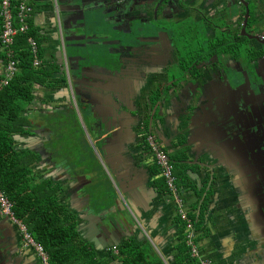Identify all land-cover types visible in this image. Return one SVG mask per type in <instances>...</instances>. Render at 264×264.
<instances>
[{"label": "flooded vegetation", "instance_id": "1", "mask_svg": "<svg viewBox=\"0 0 264 264\" xmlns=\"http://www.w3.org/2000/svg\"><path fill=\"white\" fill-rule=\"evenodd\" d=\"M123 5L126 33L111 37V44L104 46L101 58L92 66L84 65L74 50L70 64L65 34L71 36L59 19L67 67V76L61 79L66 84L70 77L72 89L60 106L37 110V116L48 121L46 125L32 120L24 126L25 154L37 156L33 170L40 173L42 181L55 186L66 189L67 182L70 197L86 192L93 183L90 170L98 165L96 158L105 161L102 149L105 140L111 139L109 130L134 137L155 167L156 154L147 143L154 140L167 150L158 130L159 114L167 112L173 125L179 123V116L198 108L192 115L190 144L198 135L213 136L222 147V157L240 161L229 163L226 169L232 172L241 204L251 208V228L263 238L264 0H123ZM80 68L85 70L80 72ZM0 71L3 73V68ZM33 111L29 108V114L34 115ZM79 113L93 131L86 127L81 133ZM55 115L63 116V127L76 129L85 158H93L80 173L57 158L71 131L66 136L56 132L63 127L55 126ZM205 142L201 140L202 148L209 147ZM94 193L97 196L95 189L92 200ZM70 209L73 211L72 204ZM22 247L27 257L19 249ZM0 264H41L33 249L25 246L18 226L3 216Z\"/></svg>", "mask_w": 264, "mask_h": 264}, {"label": "crops", "instance_id": "2", "mask_svg": "<svg viewBox=\"0 0 264 264\" xmlns=\"http://www.w3.org/2000/svg\"><path fill=\"white\" fill-rule=\"evenodd\" d=\"M27 1L34 8L33 15L29 21L31 29L34 28L38 31L37 37L42 56L41 58L45 60L47 65L52 66L55 74L52 78L51 87H35L34 101L25 104L23 115L26 117V114H29V108L33 109L35 114H29V117L34 121L32 123L46 125L48 121L41 120V118L37 116V110L44 109V106H46L45 108L47 110L50 108L49 106H60L64 101V97L69 98L70 96L68 83L65 84L59 74L60 68L58 64L62 58L65 59L64 43L57 21L56 14L58 8L56 0ZM66 41L68 47L66 52L70 54L73 50L72 42L71 39ZM69 61L70 64H73L72 54H70ZM54 65L58 67V70ZM5 67L6 61L4 59V53L0 48V69L3 68L2 72H4ZM167 114V112H164L159 120L167 116ZM169 115L171 114L169 113ZM78 120L84 122L80 113ZM54 123L55 126L62 125L63 127V116L60 117L55 115ZM168 125L169 128L165 130V132L161 129H157L161 131L160 134L165 138V140H163L164 147L166 149L168 148L172 155L175 154V150L177 149V139L175 135L177 124L173 122V125H170V123H168ZM14 140L18 147V151L25 152L27 147L24 142L25 136L23 133L19 134L18 137L15 135ZM206 142L210 144L209 141ZM216 145H218L217 142ZM112 149V154L106 157L115 163V168L117 166L120 167L122 171L119 170V174L124 176L129 171L138 172V177L140 178V182H142V189L139 191L140 197L137 198L138 203L135 206V210H140L143 212L144 216L140 219V223L137 222L141 225L139 230L131 223V232L140 240L148 239L152 241L161 254H163L167 264H171L173 261L176 262L179 253H176L174 247L178 242L180 232V225L176 222L178 218V208L176 207L177 204L175 205L174 201L172 202V197L163 195L156 187L155 182L159 177L152 174V169H155L153 159L141 148L134 137L125 132L121 139L113 143ZM187 151H189L190 156L187 161L191 165L188 164L190 167L186 172V175L189 176V179H186L188 185H182V187L187 186V189L183 188V191L186 193L185 209L189 213L198 212L202 214V218L205 220L203 231L197 233V237L202 236V240L198 243L201 252L212 260L213 264H264V237H258L256 233L253 235L254 229L251 228L252 225L248 222L251 208L246 209V204H241L237 186L235 182H233L232 172L228 173L229 169H226L225 173L224 170L222 174H214L211 173V171L205 169L199 170L195 167L198 166L196 165L197 158H202L201 155L205 153V148H202L201 145V138L198 141L194 140ZM207 151H210V147L207 148ZM35 154H39L38 151ZM204 157L208 160L209 156L204 155ZM89 159L91 161L93 160L92 157H79L74 159L76 162H81V165H83H74V167L72 165V171L80 173L83 169L88 168L84 162H87ZM96 161L98 163L96 167L99 168V166H101L100 164H102L109 180L111 174L109 168H106L97 158ZM180 161H182L181 164H184V158L180 159ZM63 163L66 165L68 164L66 161ZM231 164L234 165L233 160ZM94 174H96V172L91 169V178H94ZM122 180L124 189L128 192L131 183L127 182L125 178ZM138 182L139 179L132 183ZM65 187L66 191L63 197H65L66 203L68 205L70 204L69 207H71L72 204V209L79 219L78 230L80 226L83 225V229L91 236L92 241L85 238L86 233L79 231L81 236L94 246L98 257H109L110 252L114 250L111 249L114 238L111 235H107L105 228L102 227V219L105 218V216L101 215L92 221H88V218H90V216L92 217L91 214H93V212L95 214H101L105 210H116L115 206L119 205L117 203L118 194H120L119 185L112 181L110 186L107 187L106 190H111L110 192H114V195H112V201L105 204L102 209L98 208V204L105 198L107 193L100 192L97 196H95L94 193V200H92L91 197L92 192L83 191L76 196L70 197L67 182ZM94 189L95 186L88 190L93 191ZM80 190L83 189L81 188ZM83 193L87 195L85 198ZM206 230H208L206 232L207 234L204 235ZM141 232H146L149 238H142L140 236ZM127 234H129V231L126 232L124 230L123 235L126 236L123 242L132 238L127 237ZM123 242L119 244L121 245ZM19 249L24 253L25 257H27V250L23 247ZM114 252H116V250H114ZM118 252H116V254H118ZM112 261L114 262V260Z\"/></svg>", "mask_w": 264, "mask_h": 264}, {"label": "trees", "instance_id": "3", "mask_svg": "<svg viewBox=\"0 0 264 264\" xmlns=\"http://www.w3.org/2000/svg\"><path fill=\"white\" fill-rule=\"evenodd\" d=\"M37 34L38 31L34 28L28 33L38 41ZM15 49L21 72L0 92V189L14 204L16 218L43 245L50 256L51 264H167L152 241L140 240L135 236L118 246V254L112 250L109 257H98L94 246L78 230L79 219L63 197L66 189L60 184L55 186L50 181H42L40 173L32 168L37 156H26L25 152L18 151L14 136L24 132V106L34 99L36 86L51 87L55 71L45 60L40 68L33 67L27 36L17 39ZM55 68L58 70L57 66ZM147 147L150 148L149 143ZM171 157L176 164L178 184L182 190L187 189V186L182 185H188L186 179L189 176L186 172L190 166L179 162L186 156L176 153ZM154 168V175L159 177L155 182L156 187L163 195L174 198L157 163ZM188 217L195 224L196 234L203 231L205 220L202 214L189 213ZM176 222L180 225V232L174 248L179 254L176 262L171 264H201L193 256L188 243L189 222L183 220L181 215H178ZM201 237L196 238V243H200Z\"/></svg>", "mask_w": 264, "mask_h": 264}, {"label": "water", "instance_id": "4", "mask_svg": "<svg viewBox=\"0 0 264 264\" xmlns=\"http://www.w3.org/2000/svg\"><path fill=\"white\" fill-rule=\"evenodd\" d=\"M57 4V21L59 25V30L61 33V26L59 23V19L61 22V25H64V30L69 31L70 36L68 37V34H65V37L71 39L72 46L74 53L78 55L80 60L84 65L92 66L94 62H97L99 58L102 56V51L104 49V46L110 45L111 43L108 42V40L111 37L122 35L123 33H126L125 27L128 25V22L126 19H123V16L125 13L123 0H56ZM61 15L63 18H61ZM66 17V19L64 18ZM111 31L114 32V34H111ZM62 36V35H61ZM80 38H82V43ZM68 40V39H67ZM75 43V44H74ZM86 47V54L84 52V47ZM93 47V48H92ZM59 74L60 76L66 75L67 76V67L66 62L62 58L59 62ZM85 70V68H80L79 71L82 72ZM68 83V90L72 88V79L68 77L67 80ZM242 86V88H244ZM197 109L195 111H190L188 115L179 116V123L177 122L176 132H178L179 137L176 136V142H177V149L175 150L176 153H183L186 158L184 159V164H189L187 159H189V151H187L191 147V137L193 136V130H192V119L195 112H197ZM160 116H163V113L159 114ZM169 119L164 116L159 120L158 127L159 129L167 130L169 128ZM151 125L153 123L151 122ZM118 130H109L108 132L112 135L111 139L105 140L104 145L105 147L102 149L103 155L105 157V161L103 165L106 168H109L111 174V178L113 182H116V184L120 185V194H118L117 203L119 205H116V210H105L101 214L98 215H92V217L98 218L99 216H105V218L102 219V227L105 228V231L107 235H111L114 240L112 244V248H118L120 246L119 243L123 242V239L126 235H123V231L126 232L129 231V234H127V237L131 238L134 237L135 234L131 232L130 225L133 223L135 227H137V230L140 229L141 225L140 219L144 216L143 212L140 210H135V206L138 203L137 198H139V191L142 189V182H140V178L138 177L139 173L135 171H129L124 176H121L119 174L120 169L119 166L116 168L114 167L115 163H113L107 155L112 154V147L113 143L121 139L123 136V132H117ZM18 137V135H17ZM206 140L209 141V143L205 142V145H209L210 151H207V146H205V153H203L201 156L202 158H197V163L195 166L199 170H207L211 171V173L214 174H222L226 172V168H230L229 163L233 160L232 158L222 157V147L219 145H216V141H214V137L211 136V138H204L200 137L199 135L197 138L194 137V140ZM204 138V139H202ZM167 150L170 152V150L167 148ZM174 153V152H173ZM218 156H215L216 154ZM221 153V154H220ZM204 155L209 156L208 160ZM107 158V159H106ZM224 159V160H223ZM236 163H239V160H234ZM180 164L182 161H179ZM191 165V164H189ZM233 169V168H232ZM230 173V172H228ZM250 176V175H249ZM248 176V177H249ZM123 178L126 179L127 182L130 184V190L126 192L124 189ZM139 179L138 183H132ZM216 179V178H215ZM218 179V178H217ZM220 179V177H219ZM250 181V180H249ZM108 196V195H106ZM109 199L102 200L98 204V208L102 209L105 204L112 201V195H109ZM120 206V207H119ZM144 210H147L143 207H141ZM92 210V209H91ZM94 211V210H93ZM94 213V212H93ZM9 219V218H8ZM88 221H92L90 218H88ZM101 220V219H100ZM138 220V221H137ZM138 222V223H137ZM123 227V229H122ZM79 231L86 233V231L83 229V225L80 226ZM123 235V236H122ZM255 235V233L253 234ZM140 236L142 238H149V235L145 232H141ZM85 238L92 241V238L90 235L86 233ZM116 238V239H115Z\"/></svg>", "mask_w": 264, "mask_h": 264}, {"label": "built area", "instance_id": "5", "mask_svg": "<svg viewBox=\"0 0 264 264\" xmlns=\"http://www.w3.org/2000/svg\"><path fill=\"white\" fill-rule=\"evenodd\" d=\"M34 8L27 0H1L0 1V48L4 53L6 67L3 72V77L0 81V92L8 87L13 79L21 72L20 60L17 58L15 49L17 39L20 36H27L28 49L32 57V64L35 69L43 65V59L39 49V42L28 33L31 30L30 19L33 15ZM151 149L156 154L157 165L161 171V175L166 179L170 191L179 206V215L182 219L189 222L188 243L192 248V254L198 258L201 264H213V261L206 257L196 243L197 234L194 232L195 224L189 220V212L185 209V192L178 184L176 175V164L171 157V153L158 145L154 140L149 141ZM14 204L0 189V215L9 218L22 235L26 247L33 249L35 254L39 257L41 264H51L50 256L46 252L42 244L38 243L31 235L28 227L19 219L14 213ZM118 252V248H114Z\"/></svg>", "mask_w": 264, "mask_h": 264}, {"label": "rangeland", "instance_id": "6", "mask_svg": "<svg viewBox=\"0 0 264 264\" xmlns=\"http://www.w3.org/2000/svg\"><path fill=\"white\" fill-rule=\"evenodd\" d=\"M186 61L190 62V60H186ZM192 61H193V59H192ZM24 108H25V106H24ZM82 114L84 115V113H82ZM27 121L29 123H31L32 122L31 117L28 116L27 120H26V123H27ZM72 121L73 120H71V123H72ZM77 123L75 121L76 125L80 124L81 127H82L81 128V133H82V130L86 129V127H87V129L90 132L93 131V130H91L90 123H89V121H87L86 118H85L84 122L79 120V124H77ZM23 125L25 127L27 126L25 124H23ZM84 125H85V127H84ZM55 131L58 132V133H62L64 136H66L65 134L68 131H71V137H69V136L65 137V142H64V144L62 146V151L60 153H58V157L57 158H59L60 160L66 161L68 164L73 165V167H74V165L75 166H82L83 164L81 165V162H76L74 160V159L79 158V157H84L85 158V156L83 154V151H82V149H81V147L79 145L80 144V138H79V136L76 133V129H72L71 126L66 125V126H64L62 128V130L55 129ZM36 155H38V154H36ZM84 164L87 165L86 161L84 162ZM93 170H94V172H96V174H94V178H92L93 183H91V187L95 186V191H97V194L100 193V192H104V193H107L106 195H108L111 190H109V189L106 190V189H107V187L110 186L109 182L110 183L112 182V178L110 177V179L108 181V176H107L102 164H101V166H99V168L96 167ZM102 175H105V177L107 179L105 180ZM86 192L90 193L92 191L91 190H87ZM184 199H186V194H184ZM173 201H174V204L176 205L177 202L175 201L174 198H172V202ZM185 202H186V200H185ZM176 207L178 208V214L177 215H179V206H178V204H177Z\"/></svg>", "mask_w": 264, "mask_h": 264}, {"label": "clouds", "instance_id": "7", "mask_svg": "<svg viewBox=\"0 0 264 264\" xmlns=\"http://www.w3.org/2000/svg\"><path fill=\"white\" fill-rule=\"evenodd\" d=\"M114 249V248H113ZM115 250V249H114Z\"/></svg>", "mask_w": 264, "mask_h": 264}]
</instances>
